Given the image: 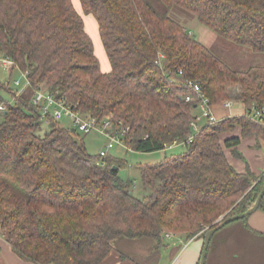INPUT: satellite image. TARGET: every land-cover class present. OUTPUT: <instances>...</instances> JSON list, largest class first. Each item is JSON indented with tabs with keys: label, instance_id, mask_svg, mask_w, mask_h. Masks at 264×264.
I'll return each mask as SVG.
<instances>
[{
	"label": "trees",
	"instance_id": "16d2710c",
	"mask_svg": "<svg viewBox=\"0 0 264 264\" xmlns=\"http://www.w3.org/2000/svg\"><path fill=\"white\" fill-rule=\"evenodd\" d=\"M161 1L164 13L148 0H80L98 25L110 65L103 72L71 0H0V54L32 84L0 115V237L22 260L101 264L118 238L152 239L155 249L167 234L204 240L256 203L264 174L238 172L227 153L244 159L242 141L264 135V114L255 117L264 109V67H230L170 11L179 7L216 36L264 54V0ZM192 84L214 109L232 101L245 113L201 120L193 133ZM38 87L83 113L111 116L132 151L161 152L176 141L183 151L140 167L149 195L139 199L109 156L87 152L85 136L59 122L42 131L30 104ZM2 93L15 94L0 78V104ZM256 211L264 213V196ZM248 218L236 222L249 228Z\"/></svg>",
	"mask_w": 264,
	"mask_h": 264
},
{
	"label": "crops",
	"instance_id": "0c3cea01",
	"mask_svg": "<svg viewBox=\"0 0 264 264\" xmlns=\"http://www.w3.org/2000/svg\"><path fill=\"white\" fill-rule=\"evenodd\" d=\"M71 1L74 3L75 9L83 14L80 0ZM76 3L78 5H76ZM92 23L93 22L88 19L89 27H87V29L90 34L92 29L98 28V25H95V23L93 28ZM238 105H241L243 108V112L239 115L244 114V104L235 102L233 104L234 107ZM215 112L216 109H214V115L216 114ZM229 113L232 115L231 111ZM253 147H256V149H253ZM239 150L244 158L246 154V159L248 158L251 162V166H248H250V169L254 173L257 175L264 174V155H261L264 154V135L243 140L242 144L239 146ZM229 154L231 156V153ZM255 155L257 161L255 160L252 162L251 159ZM228 160L238 172L243 173L246 170L244 164L242 165L240 162H235L234 165L230 161V157ZM248 227L249 228H247L243 222H235L218 231L212 237L205 263L264 264V213L261 211L253 213L248 218ZM253 231L261 235H256ZM203 244V239H194L186 242L184 238L180 236H171L169 238H164V244L160 249H155V241L152 239L130 240L118 238L113 242L112 253L101 264H198L200 262ZM125 255H131L135 258L134 261H121L122 256ZM0 264L33 263L22 260L13 252L6 240L0 237Z\"/></svg>",
	"mask_w": 264,
	"mask_h": 264
},
{
	"label": "rangeland",
	"instance_id": "374dc122",
	"mask_svg": "<svg viewBox=\"0 0 264 264\" xmlns=\"http://www.w3.org/2000/svg\"><path fill=\"white\" fill-rule=\"evenodd\" d=\"M149 3L160 13H164L165 11V5L161 0H148ZM74 4V3H73ZM76 5H78L76 3ZM75 6V5H74ZM83 19H84V26L86 32L90 35L93 45H94V53L98 57L101 69L103 72H107L110 69L109 62L106 57V53L104 52L103 43L100 39L98 28L91 30V34L88 31L87 27L88 25V19H90L93 23L92 26L94 28V23L96 24V21L92 16L83 15L81 13ZM170 17L177 21L178 23L186 26L187 29H189V32L194 35L201 43H203L206 47H208L216 56H218L222 61H224L227 65L234 69L238 70H246L249 67L252 66H262L264 67V54L263 53H254L248 48L242 47L240 45H236L234 43H231L225 39H222L214 34L211 30L203 27L199 24L197 21V18L188 13L187 11L179 8L174 7L170 11ZM0 77L4 81L6 80L7 76L4 72H0ZM14 79H20L19 74L15 72ZM22 84L24 83V80L20 79ZM14 88L13 84L10 85V89ZM14 91V90H13ZM238 90L233 91V95L237 93ZM2 96L4 97V102L6 103V107L12 103H15L13 100V96L11 93H2ZM17 99V98H16ZM225 103V102H224ZM224 103L220 104L218 107H215L216 109V117L220 120L221 118H224L226 116H234L239 115L243 112V108L241 105H238L234 108H232L231 113L228 112V110L219 109L220 106H222ZM218 109V110H217ZM61 126L66 128H72V123L69 119H63L61 122ZM46 126L42 128V131H46ZM239 134L235 133V136H238ZM231 137L230 133L224 134L222 138ZM255 138V137H254ZM83 143L87 149V152L91 156L97 157L100 152L107 150L108 140L101 136L100 134L93 132L85 137H83ZM126 145V144H125ZM253 149H256V147H253ZM183 149L181 147L173 148L172 150L167 151H161V152H154V153H141V152H135L128 148V146H116L110 150H108V158H111L113 161V164H116L120 168V177L124 181H131L134 183V187L132 188V193L135 197L139 199H145L149 195V191L144 189L142 185L141 180V168L143 166L151 165L154 166L158 163H160L165 157H170L173 154H179L182 152ZM228 157H230V161L235 165V162H240L242 165L244 164L247 168L248 165L251 166V162L249 159H246V154L244 159H237L230 156L229 153ZM253 154V153H252ZM262 156L264 154H261ZM257 161L256 155L251 159L252 162ZM249 166V167H250ZM244 170V169H243ZM5 240V238L3 237ZM127 255V254H126ZM124 256L121 261L124 262H130L134 261L135 258H133L131 255Z\"/></svg>",
	"mask_w": 264,
	"mask_h": 264
},
{
	"label": "built area",
	"instance_id": "2783aa9c",
	"mask_svg": "<svg viewBox=\"0 0 264 264\" xmlns=\"http://www.w3.org/2000/svg\"><path fill=\"white\" fill-rule=\"evenodd\" d=\"M0 72H4L7 76L4 80L10 87L13 84L12 90L15 94L13 95V100L19 98L27 90L32 89V84L29 79L27 72H22L18 70L16 63L0 54ZM15 72L19 74L20 79L24 80L22 84L20 79H14ZM1 78V77H0ZM196 92H198V99H193L188 97L187 102H197L199 108V116L194 122L191 123V128L193 133H198L200 131L199 124L201 120H208L211 123H216L219 119L214 115V108L210 106L209 100L202 94L199 93V87L196 84H192ZM31 106L39 114L40 121L42 123V128L46 126L49 128L51 123L61 122L63 119H69L72 123V128L80 136H87L93 132H96L108 140L107 150L100 152V158H106L108 155V150L116 146H126L125 145V134L126 130L121 129L116 125L111 116L99 119L90 114L83 113L80 110L74 108L71 104L67 103L63 98H57L55 95L51 94L42 87L35 89L31 100ZM232 101L225 102L220 108L226 109L229 112L232 110ZM6 110V103L0 104V115ZM264 114V109L262 112H256V118H260ZM194 134L189 136L186 145L192 143ZM183 144L177 141L170 145H165V151L172 150L173 148L180 147ZM173 235L167 234L166 237L169 238Z\"/></svg>",
	"mask_w": 264,
	"mask_h": 264
},
{
	"label": "water",
	"instance_id": "95a60500",
	"mask_svg": "<svg viewBox=\"0 0 264 264\" xmlns=\"http://www.w3.org/2000/svg\"><path fill=\"white\" fill-rule=\"evenodd\" d=\"M113 169H116V167H114ZM263 196H264V185H263V188L261 190V193H260L256 203L246 213L239 215V216L230 217V218L226 219L224 222H222L221 224H219V226H217L216 228L208 231V233L206 234V237L204 239L203 249L201 252L200 264H205V262H206V257H207V253H208V250L210 247V243H211L212 237L215 235V233H217L218 231L223 229L226 225H229V224L234 223L238 220L250 217L258 209L259 204H260Z\"/></svg>",
	"mask_w": 264,
	"mask_h": 264
}]
</instances>
